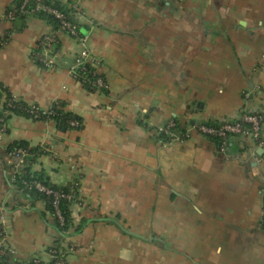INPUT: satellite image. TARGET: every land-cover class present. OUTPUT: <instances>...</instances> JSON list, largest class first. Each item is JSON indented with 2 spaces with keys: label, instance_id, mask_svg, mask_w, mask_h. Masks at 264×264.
<instances>
[{
  "label": "crops",
  "instance_id": "obj_1",
  "mask_svg": "<svg viewBox=\"0 0 264 264\" xmlns=\"http://www.w3.org/2000/svg\"><path fill=\"white\" fill-rule=\"evenodd\" d=\"M16 1L0 0V15ZM54 1L78 6L75 21L108 88L87 90L71 75L76 39L46 19L0 23L9 35L0 96L58 101L79 119L58 129L7 116L0 215L17 259L44 255L57 234L45 202L9 182L4 148L24 141L44 151L28 157L32 171L77 184L71 215L86 223L67 238L76 248L66 264H264V124L262 146L231 136L225 150L191 128L243 110L264 115V0ZM48 33L58 40L52 68L36 54ZM170 119L189 139L161 142L155 129Z\"/></svg>",
  "mask_w": 264,
  "mask_h": 264
},
{
  "label": "built area",
  "instance_id": "obj_2",
  "mask_svg": "<svg viewBox=\"0 0 264 264\" xmlns=\"http://www.w3.org/2000/svg\"><path fill=\"white\" fill-rule=\"evenodd\" d=\"M78 10L76 3L71 2L66 9H61L53 4V0H21L18 5H11L2 15L0 23H9L17 13L30 14L32 12H42L54 17L58 22V29L74 37L79 46L78 51L73 55L72 63L69 67L71 75L90 91H104L108 88V83L100 72V58L93 55L87 47V35L81 33L75 21V12ZM55 33L43 34L38 40L36 54L40 63L46 68L55 66V53L51 46L57 42ZM7 38L0 34V47L6 45ZM259 68L264 69V55L261 56ZM247 96V93L246 95ZM56 103V102H55ZM11 113H18L34 120L52 121V117L57 115L53 107V102L48 107H40L35 103H26L13 95L0 96V141L7 132V116ZM264 115L260 109L243 110L239 115L224 118L218 123L199 122L191 126L194 132L204 136L216 137L219 139V149L225 150L228 138L240 136L250 139L256 146H262V129ZM71 127H78L77 120H69ZM155 132L161 136V142L165 145L183 143L191 136L189 129H179L173 119L165 124L156 127ZM27 149L24 147L4 148V161L12 166L11 179L14 180L19 174L24 172L21 167L26 163ZM26 187L36 188L43 192L49 199L53 208V213L60 224L63 217L59 207V201H77V193L74 187L70 191L55 190L39 181L25 182ZM76 187V183H73ZM264 223V213L261 218ZM75 245L67 238L60 246L50 245L45 249L44 255L36 253L23 260L17 259L14 247L8 242V233L4 224L3 215H0V264H66L67 256L75 251Z\"/></svg>",
  "mask_w": 264,
  "mask_h": 264
},
{
  "label": "trees",
  "instance_id": "obj_3",
  "mask_svg": "<svg viewBox=\"0 0 264 264\" xmlns=\"http://www.w3.org/2000/svg\"><path fill=\"white\" fill-rule=\"evenodd\" d=\"M21 0H17L15 3H13L12 5H18L20 3ZM53 4L56 7H59L61 9H66L65 6L60 5L58 2L53 0ZM9 8V7H8ZM27 15H34V16H38L41 17L43 19H46L47 21H49L51 24H53V26L55 28L58 29V22L57 20L52 17L51 15L42 13V12H32L30 14H20L17 13L16 16L14 17V19L12 21H10L9 23H13L16 20H20L22 18H24ZM79 27V26H78ZM80 30V29H79ZM5 37L7 38V42H8V38L9 35L8 33L5 34ZM40 47H37V50ZM52 51H56L58 49L57 46V42L55 44H53L51 46ZM40 62V61H39ZM41 64V63H40ZM85 88H87L84 85ZM5 95H9V94H5ZM63 103L56 101L53 102V107L54 109L57 111V115L52 117V121H54L56 127L58 129H67L69 127H71L69 125V120H79L78 117H76L75 115H73L72 113L65 111L63 109ZM18 114V113H15ZM206 123H213V122H206ZM177 127V125H176ZM178 128V127H177ZM208 137V136H207ZM161 138V136H160ZM212 139H215L217 141L218 144V148H219V139L216 137H210ZM13 147H24L27 149V156H26V163L21 167V169L24 171L21 174H19L14 180L11 179L12 176V166L11 165H7L9 168V182L11 183L12 186H14L16 188V190L21 191V193H24L26 195H28L29 197H32L34 199H40L43 200L45 202V211L43 212L44 214L46 213H50L51 216V224L52 226L55 228L57 234H56V239L54 241V243L52 245H55L56 247L60 246L61 243L68 238L69 236H71L74 233H79L83 230L86 220L81 219L79 220L76 224L73 222L72 219V215H71V205L73 203H76L77 201H66L64 199H61L59 201V207H60V211L63 217V222L62 224L59 223L57 217L54 215L53 213V208L50 204V199L43 193L38 191L36 188H34V186L32 187H26L25 186V182H30V181H39L40 183L55 189V190H63V191H70L72 187H74L75 189V193H77V184L76 187L73 186V183H68L65 185H56L53 184L49 181L48 177L41 171H32L30 166L28 165V157L30 156H35V155H40L42 154L44 151L41 147H30L29 145H27V143H25L24 141H17L13 144H10L8 146H6L7 149L13 148ZM114 223H116L118 226L122 227V225H120L119 223H117L116 219H113ZM112 221V222H113ZM261 226L264 228V223L261 221Z\"/></svg>",
  "mask_w": 264,
  "mask_h": 264
}]
</instances>
